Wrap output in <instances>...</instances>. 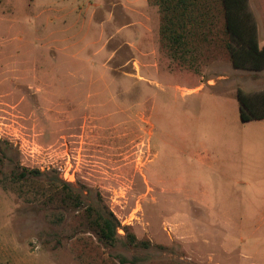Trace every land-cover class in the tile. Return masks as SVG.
<instances>
[{
    "label": "rangeland",
    "instance_id": "374dc122",
    "mask_svg": "<svg viewBox=\"0 0 264 264\" xmlns=\"http://www.w3.org/2000/svg\"><path fill=\"white\" fill-rule=\"evenodd\" d=\"M90 1L0 0V264H264V124L242 121L230 90L262 93L264 75L235 68L218 43L175 56L154 21L122 36L133 17L118 0L87 16L71 10ZM252 2L264 35V0ZM203 83L215 84L201 93L203 136L237 170L230 183L243 200L163 206L151 174H193L182 139L196 129L188 115L200 99L187 94ZM220 104L227 122L216 124ZM68 191L81 208L62 203ZM97 205L120 223L113 243L85 218ZM125 227L149 245L129 243Z\"/></svg>",
    "mask_w": 264,
    "mask_h": 264
},
{
    "label": "trees",
    "instance_id": "16d2710c",
    "mask_svg": "<svg viewBox=\"0 0 264 264\" xmlns=\"http://www.w3.org/2000/svg\"><path fill=\"white\" fill-rule=\"evenodd\" d=\"M158 1L161 44L175 56L190 54L193 58L197 56L201 42L210 44L208 48L218 43L235 68L264 70V47L259 45L257 24L249 0ZM238 100L243 121L264 118V92L247 94L238 90ZM1 152L6 155L5 150L1 149ZM60 200L67 208L79 209L83 204L81 194L74 191H68ZM84 210L87 222L101 241L113 243L120 237V223L111 210L99 205ZM124 229L129 243L149 245V242H139L129 227Z\"/></svg>",
    "mask_w": 264,
    "mask_h": 264
},
{
    "label": "crops",
    "instance_id": "0c3cea01",
    "mask_svg": "<svg viewBox=\"0 0 264 264\" xmlns=\"http://www.w3.org/2000/svg\"><path fill=\"white\" fill-rule=\"evenodd\" d=\"M106 0H94L90 1L85 7L72 8L73 12L79 13V16L82 17L84 15L91 14L93 11H96L97 7L101 3H104ZM112 1V0H111ZM122 5V13L125 17L132 16V21H128L122 24L118 30L121 32L122 36L130 37L133 36V33L136 31H146L151 27L152 21H154V26L156 28L157 37L160 39V28H161V12L159 1L150 2L149 0H139L143 2L140 6L136 5L137 0H124L122 3L121 0H118ZM138 1V2H139ZM250 2V0H249ZM112 5L114 3L112 1ZM253 2L250 3L251 9L257 18L258 26V41L260 47H264V35H262V27L259 24L258 17L256 11L254 10ZM146 9V11H144ZM139 15L144 19V22H140L136 24L135 17ZM83 25L91 28L90 19L84 18ZM53 21V20H52ZM137 25V26H135ZM131 36V37H132ZM89 46L90 42H87ZM86 43V44H87ZM136 43V42H135ZM134 42H130V44H135ZM86 46V45H85ZM66 48V47H65ZM232 63V62H231ZM237 70V69H236ZM259 75H264V70L261 72L257 71ZM222 77V76H221ZM229 77L223 75V80H227ZM208 82H211L208 81ZM209 86L214 88L215 84H206L195 87L192 89V92L188 93L187 96L198 95L200 99H197V102H193L192 108L188 105V108H191L195 114L191 117L188 115V125L196 129L193 133L189 134L186 138L182 139V142L189 147L188 150V164H190V168L193 170V174L189 175H177L175 177L167 178L161 173L151 174L155 179L156 189L161 191L163 206H178V207H204V208H231L233 206H241V201L243 200L242 191H237L233 185L230 183V179L232 178V171L236 172L237 170L233 167L228 168L224 165V159L220 157L218 151L216 149L212 150L208 146V140L204 138V129L201 125L206 124V119L201 115L202 111V92L205 89V86ZM231 86V85H230ZM262 86V83L261 85ZM229 88V87H228ZM226 88V89H228ZM197 89V90H196ZM224 89V90H226ZM232 93L237 92L238 99V90L239 88H230ZM234 90H237L236 92ZM242 90V89H241ZM218 92H212L208 94L209 97H217ZM232 96V95H231ZM239 101V100H238ZM240 103V101H239ZM223 104L218 106V112L215 115H212L211 119L214 123H225L227 119L224 115H221V111H224ZM241 106V104H240ZM209 120V121H210ZM257 122L264 124L263 119H254ZM243 121V120H242ZM247 122V121H244ZM224 132L222 130L216 133L217 135H221ZM214 140L218 141L216 137ZM153 141V140H152ZM183 146V145H182ZM145 181L147 183V176L145 175ZM192 182V185L189 184ZM194 184V186H193ZM190 185V186H189ZM250 191L249 193H251ZM248 194V196H250ZM256 206L255 203L250 202L249 206ZM224 215V213L222 212ZM225 214L231 215L230 211H226ZM232 219L227 218L225 223L228 225L227 227L233 228L230 224L233 222ZM235 221V220H234ZM246 221V220H245ZM231 230H229L230 232Z\"/></svg>",
    "mask_w": 264,
    "mask_h": 264
}]
</instances>
